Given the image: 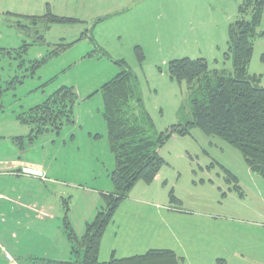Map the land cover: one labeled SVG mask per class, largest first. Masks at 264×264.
Listing matches in <instances>:
<instances>
[{
  "label": "rangeland",
  "instance_id": "374dc122",
  "mask_svg": "<svg viewBox=\"0 0 264 264\" xmlns=\"http://www.w3.org/2000/svg\"><path fill=\"white\" fill-rule=\"evenodd\" d=\"M236 4L234 0H0V83L7 89L0 98V194L7 200L16 192L25 203L31 196L50 207L54 218L45 226L46 232L17 245L19 252L24 248L41 253L51 238L53 247L61 249L64 216L80 232L82 220L89 211L95 215L100 206V192L113 191L109 175L115 161L99 89L120 72L116 62L123 60L136 76L139 97L156 131L192 122L189 92L184 82L170 79L168 63L202 58L209 61V69L231 73L232 63L223 49H208L217 37V25L226 14L235 15ZM48 15L79 22L48 24ZM56 49L60 51L54 53ZM263 58L264 40L258 39L249 73L260 75L264 84ZM42 59L45 62L32 74V65ZM14 78L20 82L6 87ZM63 86L76 93L75 124L64 126L59 134L48 131L31 137V126L19 116ZM159 156L167 183L148 188L150 183L138 182L121 201L120 211L136 208L133 197L150 189L147 195L159 204L176 206L168 202L171 191L173 198H183L185 206L192 197L206 198L211 210L252 219L238 206L237 193L227 189L233 184L225 185L224 170L241 178L244 168L240 153L225 141L194 127L185 136L171 135ZM21 165L42 171L26 172ZM12 171L20 177H8ZM13 209L12 214L0 201L3 230L14 224L18 208ZM2 241L0 237V247ZM11 257L16 264L24 263ZM77 260L82 261V253ZM0 264L10 263L4 259ZM36 264L50 263L38 260Z\"/></svg>",
  "mask_w": 264,
  "mask_h": 264
},
{
  "label": "trees",
  "instance_id": "16d2710c",
  "mask_svg": "<svg viewBox=\"0 0 264 264\" xmlns=\"http://www.w3.org/2000/svg\"><path fill=\"white\" fill-rule=\"evenodd\" d=\"M263 10L264 0H241L238 4L237 18L227 30L225 57L231 60V73L209 69L202 58H181L168 63L170 79L184 82L190 95L193 121L185 125H173L165 132L156 131L139 97L136 76L123 60L116 62L120 72L99 89L109 149L115 161L109 175L113 191L102 194L101 207L84 225L80 237L64 219L73 261L53 264H181V258L169 250H151L143 255L113 258L107 262L98 260L101 238L115 211L135 184L152 182L163 166L159 150L171 135L185 136L196 127L208 136H216L235 148L251 172L264 179V87L260 85V76L249 74L247 70L255 40L262 35L259 27ZM47 19L48 24L79 22L51 15ZM81 39L83 36L77 42ZM58 51L60 49L54 53ZM136 53L142 60L140 51ZM45 60L32 65V74ZM19 82L14 78L6 87L13 88ZM5 90L0 83V98ZM75 103L74 89L63 86L19 119L31 126V137L48 131L59 134L64 126L75 124ZM170 197L174 201L173 195ZM80 253L82 261L79 263Z\"/></svg>",
  "mask_w": 264,
  "mask_h": 264
},
{
  "label": "crops",
  "instance_id": "0c3cea01",
  "mask_svg": "<svg viewBox=\"0 0 264 264\" xmlns=\"http://www.w3.org/2000/svg\"><path fill=\"white\" fill-rule=\"evenodd\" d=\"M234 1L237 3L235 15L233 16L230 12L219 22L217 37L214 38L211 50L209 47L208 52L223 49L221 51L225 56L228 26L237 18V7L241 0ZM260 31L262 35L255 41L264 40V10ZM205 60L209 65V61ZM216 61L215 59L214 62ZM249 67L250 63L247 68L248 72H250ZM260 85L264 87L262 77ZM22 167L26 172L33 171V169L42 171L32 165ZM224 172H226L225 185L229 187L230 182L233 184L231 189H227L237 193L238 206L242 207L243 211H248V215L252 219L244 218L241 213L236 215L226 213L225 210L223 212L211 210L206 198L192 197L189 206H185L183 198L176 196L178 198H174V202L168 201L176 206L172 204L166 206L165 201H161L159 204V201L152 200L153 196L147 195L150 189H147L143 195L133 197L131 202L137 205L136 208L130 211L117 209L115 212L110 225L107 226L101 238L98 252L99 262H107L113 258L121 259L143 255L151 250H169L181 258V264H264V179L251 172L245 162L241 178L227 170ZM18 174L20 173L12 171L7 176L20 177ZM21 174L23 177H29L27 174ZM230 176L233 178L230 179ZM165 179L167 178L160 169L147 186L151 188L150 186L156 183L164 181L167 183ZM208 182L211 183L209 180ZM13 192L15 191L13 190ZM108 193L111 191L100 192V198L102 194ZM171 193L170 191L169 198H171ZM8 196L10 198L5 200L1 198L3 195L0 194V201L5 208H8L10 213L12 211V214L15 209L13 206L18 209L13 215L14 224L12 226H8L4 230L5 225L0 226L2 245L6 248L4 250L13 255L14 259L23 260V264H36L38 260L50 264L73 261V256L70 255V243L64 229L62 230V239L65 241L61 243V249L53 247L54 242L51 238L46 242L47 249L41 253L34 254V250H23L24 248L22 252H19L21 248L18 246L22 241L30 243L36 238L35 235L46 232L45 226L49 221L51 223L54 218L50 207L37 202L34 198L30 199L31 196L28 197L29 200L26 203L16 192ZM247 202L249 207L246 206ZM100 203L97 210L102 205V198ZM97 210H95V214ZM93 213L89 211L87 218L82 220L84 225L94 218ZM65 218L71 229L80 237L84 227L76 233L71 220L66 215ZM49 228L52 229V227ZM3 234L5 236H2ZM13 239H15V245H13ZM0 260L4 261L1 252ZM77 261L79 262V260Z\"/></svg>",
  "mask_w": 264,
  "mask_h": 264
},
{
  "label": "built area",
  "instance_id": "2783aa9c",
  "mask_svg": "<svg viewBox=\"0 0 264 264\" xmlns=\"http://www.w3.org/2000/svg\"><path fill=\"white\" fill-rule=\"evenodd\" d=\"M0 251H1V253L3 254V257H4V259L6 260V261H8L10 264H16L13 260H12V258H11V256L2 248V247H0Z\"/></svg>",
  "mask_w": 264,
  "mask_h": 264
}]
</instances>
